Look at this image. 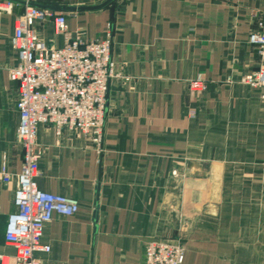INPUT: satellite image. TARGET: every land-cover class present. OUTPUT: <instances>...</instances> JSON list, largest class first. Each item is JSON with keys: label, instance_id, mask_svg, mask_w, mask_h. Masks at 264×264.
Wrapping results in <instances>:
<instances>
[{"label": "crops", "instance_id": "1", "mask_svg": "<svg viewBox=\"0 0 264 264\" xmlns=\"http://www.w3.org/2000/svg\"><path fill=\"white\" fill-rule=\"evenodd\" d=\"M107 0H33L56 8ZM23 12L0 14V167L18 173V86L11 41ZM67 16L73 36L109 32L116 72L107 96L103 153L89 139L39 129L38 183L78 199L74 217L56 215L44 234L42 264H145L149 241L181 242L184 264H264V89L244 77L264 66L248 42L264 0H116ZM38 32L56 46L52 23ZM203 78L202 98L189 83ZM177 171L178 178L173 177ZM15 183L0 181V255L16 213Z\"/></svg>", "mask_w": 264, "mask_h": 264}, {"label": "built area", "instance_id": "2", "mask_svg": "<svg viewBox=\"0 0 264 264\" xmlns=\"http://www.w3.org/2000/svg\"><path fill=\"white\" fill-rule=\"evenodd\" d=\"M27 4L33 0H19ZM17 5L0 0V14H11ZM67 16L48 9L23 6L14 22L11 45L16 63L9 69L10 80L18 86V143L23 165L18 173L7 165L0 167V181L15 183L16 213L11 215L6 243L13 254H1L0 264H42L38 255L50 253L43 244L47 226L56 215L74 217L81 211L78 199L54 195L41 189L38 178L44 148L38 142L39 129L52 127L61 137L68 130L91 141L103 153L106 106L112 79L122 78L112 59V37L89 40L69 31ZM52 23L55 35L63 37L56 46L38 32L39 26ZM264 61V16L248 40ZM243 84L264 89V66L247 74ZM190 90L202 98L207 82L199 77L189 83ZM173 177L178 178L177 171ZM145 264H184L186 248L181 242L149 241L144 245Z\"/></svg>", "mask_w": 264, "mask_h": 264}, {"label": "water", "instance_id": "3", "mask_svg": "<svg viewBox=\"0 0 264 264\" xmlns=\"http://www.w3.org/2000/svg\"><path fill=\"white\" fill-rule=\"evenodd\" d=\"M5 1H9V2H12L14 4L22 5V6L29 5V6H33V7L44 8V9H48V10H51V11H54V12H71V11L75 12V11H97V10H102V9L110 6L111 4H113L116 0H107L106 2H104L103 4L98 5V6L79 7V8H75V7L74 8L45 7V6H42V5L33 3V2L27 4L26 2L19 1V0H5Z\"/></svg>", "mask_w": 264, "mask_h": 264}]
</instances>
